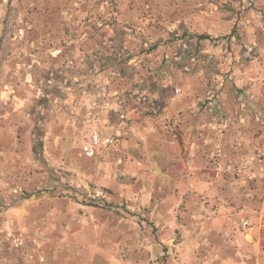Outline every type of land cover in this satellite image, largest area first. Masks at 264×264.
<instances>
[{
    "label": "rangeland",
    "instance_id": "rangeland-1",
    "mask_svg": "<svg viewBox=\"0 0 264 264\" xmlns=\"http://www.w3.org/2000/svg\"><path fill=\"white\" fill-rule=\"evenodd\" d=\"M117 1L0 0V264H15L10 254L21 246L30 248L25 258L37 256L32 244L40 240L28 244L26 233L55 239L62 230L76 229L65 226V210L73 218L82 213L93 219L85 231L101 232L96 241L102 245L129 252L145 246L146 239H124L123 232L158 230L159 223L145 219L157 208L148 209L149 204L157 206L164 194L156 189L143 194L149 167L157 162L137 132L166 129L175 140L179 131L167 128L160 110L165 101L149 85L165 70L193 73L199 64L203 70L215 66L205 56L195 64L196 40L233 17L241 18L240 28L243 16L256 19L243 0H123L130 10L123 25L113 15ZM45 10L50 11L46 23ZM53 25L58 30L46 31ZM84 36L99 44L97 52L79 45ZM163 42L174 49L173 57L152 51ZM257 46V39L245 40L246 61L254 60ZM135 109L144 112L132 124L129 114ZM130 136L135 142L129 145ZM149 177L156 186L157 176ZM177 196L205 203L198 192ZM206 208H197L195 217L205 216Z\"/></svg>",
    "mask_w": 264,
    "mask_h": 264
},
{
    "label": "crops",
    "instance_id": "crops-1",
    "mask_svg": "<svg viewBox=\"0 0 264 264\" xmlns=\"http://www.w3.org/2000/svg\"><path fill=\"white\" fill-rule=\"evenodd\" d=\"M243 1L244 9L255 20L243 16L242 28L239 16L223 21L218 27H210V36H202L191 47L195 64L205 56L214 59L215 66L203 70L199 64L193 73L165 70L149 85L165 101L160 110L167 116L166 127L179 131L174 134L175 140L166 129L157 133L139 128L137 132L157 162L149 167L143 194L156 189L164 195H159L157 206L149 204L148 209L157 208L145 219L147 224L159 223L158 230L139 234L127 231L123 235L124 239H146V245L136 246L132 252L102 245L96 241L101 232L85 231L86 221L93 223V219L82 213L73 218L68 214L71 211L65 210V226L75 224L77 228L62 230L55 239L39 231L26 233L28 244L30 239L40 240L32 244L37 256L25 258L23 255L31 254L30 248H14L10 255L15 264H264V157L248 162L264 146V0ZM115 8L117 21L129 23L130 10L123 0L117 1ZM49 12H43L45 23ZM210 16L213 21L214 14ZM55 30L58 26L46 28ZM220 36L225 38H216ZM249 38L257 39L258 46L254 60L248 62L242 54ZM80 41L87 53L97 52L99 44L90 37ZM154 50L174 56V49L165 42ZM141 112L131 110L132 124L138 122ZM159 122L158 126L164 127V121ZM129 138L125 141L130 145L134 140ZM150 175L157 176L154 187ZM183 191L200 193L205 203L200 199L197 205L185 203L180 200L182 196H177ZM62 204L70 205L65 200ZM197 208H206V215L195 217ZM53 210L49 212L57 213ZM190 211V218H186ZM178 223L183 225L180 230H176Z\"/></svg>",
    "mask_w": 264,
    "mask_h": 264
},
{
    "label": "built area",
    "instance_id": "built-area-1",
    "mask_svg": "<svg viewBox=\"0 0 264 264\" xmlns=\"http://www.w3.org/2000/svg\"><path fill=\"white\" fill-rule=\"evenodd\" d=\"M147 99V96H145V95H141V97H140V100H146ZM87 149H89V148H87ZM90 151V150H89ZM264 157V146H263V148L261 149V151H260V154H258L257 156H255V157H250L249 158V160H248V162L249 163H252L255 159H262Z\"/></svg>",
    "mask_w": 264,
    "mask_h": 264
}]
</instances>
